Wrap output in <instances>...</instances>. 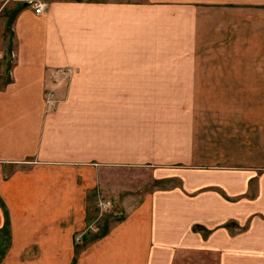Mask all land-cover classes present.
<instances>
[{
  "label": "crops",
  "instance_id": "obj_1",
  "mask_svg": "<svg viewBox=\"0 0 264 264\" xmlns=\"http://www.w3.org/2000/svg\"><path fill=\"white\" fill-rule=\"evenodd\" d=\"M34 1L0 0V264H264V0Z\"/></svg>",
  "mask_w": 264,
  "mask_h": 264
},
{
  "label": "rangeland",
  "instance_id": "obj_2",
  "mask_svg": "<svg viewBox=\"0 0 264 264\" xmlns=\"http://www.w3.org/2000/svg\"><path fill=\"white\" fill-rule=\"evenodd\" d=\"M35 2H40V1H34V3ZM32 3V2H31ZM42 3V2H41ZM44 4V3H43ZM45 5V4H44ZM11 19V16H9L8 17V20H10ZM122 178V177H121ZM106 206H108V205H106ZM100 208L102 207V206H99ZM99 207H98V205H97V208H98V211H99ZM101 210V209H100ZM102 212V214L100 215L101 216V218H104V219H108L109 217H111V216H113L114 214H113V210H102L101 211ZM98 229H99V226H98Z\"/></svg>",
  "mask_w": 264,
  "mask_h": 264
},
{
  "label": "built area",
  "instance_id": "obj_3",
  "mask_svg": "<svg viewBox=\"0 0 264 264\" xmlns=\"http://www.w3.org/2000/svg\"><path fill=\"white\" fill-rule=\"evenodd\" d=\"M33 12L34 14H39L45 7L43 2H32Z\"/></svg>",
  "mask_w": 264,
  "mask_h": 264
}]
</instances>
